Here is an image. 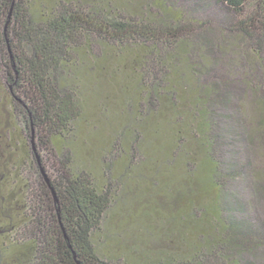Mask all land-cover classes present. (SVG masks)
<instances>
[{
	"label": "trees",
	"instance_id": "trees-1",
	"mask_svg": "<svg viewBox=\"0 0 264 264\" xmlns=\"http://www.w3.org/2000/svg\"><path fill=\"white\" fill-rule=\"evenodd\" d=\"M111 56L135 71L121 105L141 118L173 108L175 124L198 137L214 191L202 190L211 213L186 197L166 203L167 216L179 203L194 216L170 226L171 248L142 262L130 256L136 247L101 245L120 201L112 166L100 186L67 146ZM1 81L13 119L38 140L35 149H0V264H264V171L249 113L260 115L264 140V0H0ZM183 86L188 107L176 100ZM193 161L185 158L183 180Z\"/></svg>",
	"mask_w": 264,
	"mask_h": 264
},
{
	"label": "rangeland",
	"instance_id": "rangeland-1",
	"mask_svg": "<svg viewBox=\"0 0 264 264\" xmlns=\"http://www.w3.org/2000/svg\"><path fill=\"white\" fill-rule=\"evenodd\" d=\"M180 2L185 5L184 2ZM107 59V64L99 76V79L104 80L105 78L106 81L100 82L96 98H90L89 102L92 103L89 107H85L83 117L76 125L77 136L69 140L67 146L73 149L77 161L93 174L100 186L106 183L109 173L105 164L112 166L109 179L114 187L119 189L120 201L115 203L108 212L105 227L111 231L112 236L106 241L107 245L105 243L101 245L105 248L108 245L112 247L115 244L119 245L118 242L121 241L120 243L125 244L126 252L136 247L141 254L134 253L133 255L132 253L130 256L134 257L135 261L142 262L141 255H146L147 252L157 254L158 247H162L165 242L171 248L170 238L172 236L165 234L172 228L170 226L174 228L184 226L186 215L194 216L192 215L193 207L183 206L182 203L177 205L176 212L167 216L166 214H170V209L166 207V203L186 197V199L197 202L199 206L197 210L201 214L211 213L207 206L212 196L202 197L204 192L202 190L211 191L213 194L214 191L211 189L210 174L202 170L206 156L200 149L196 134L188 132L181 126L178 127L175 124L174 109L167 108L163 103L160 104L157 113L147 118L137 117L135 112L122 106V99L132 94L133 85H135V71L132 67L130 68V64L125 63L126 60H123L120 65L113 56ZM4 85L1 81L0 147L2 148L0 149H16L14 144L11 147V141L18 142V149H31L32 143L29 136L31 130L25 128L21 121L13 119L10 97L7 95L8 87ZM190 92L191 89L188 86L179 88L176 100L182 107L184 105L188 107L191 99ZM249 113L255 124L250 133L257 140V170L264 171V166L260 165L264 154V140L259 134L262 126L261 123L257 125L255 122V120H260V115L253 108H249ZM7 125L10 126L11 139L9 141L5 139ZM179 128L183 135L178 133ZM187 128L189 130V127ZM180 136H184L188 141L185 148L179 147L181 146L178 142ZM37 140L36 137L34 142ZM105 149H109L107 153ZM124 149L126 151L122 153ZM186 149L193 152L194 156L185 154ZM247 149L254 150L256 147L248 145ZM122 154L123 157L118 158ZM185 158L194 160L193 175L188 180H183L180 173ZM153 164H156L158 170L151 166ZM166 185L170 186L172 197L166 194ZM10 215L14 216L13 210ZM205 216L208 217V215ZM197 219L198 217L192 218L194 221ZM139 229H142L143 233L139 232ZM186 237L192 238L193 235L188 232ZM144 238L147 240L145 241ZM118 245L117 247H120ZM109 246L108 249L111 248Z\"/></svg>",
	"mask_w": 264,
	"mask_h": 264
},
{
	"label": "water",
	"instance_id": "water-1",
	"mask_svg": "<svg viewBox=\"0 0 264 264\" xmlns=\"http://www.w3.org/2000/svg\"><path fill=\"white\" fill-rule=\"evenodd\" d=\"M34 134V133H33ZM34 135H33V137H32V146H33V149H35V145H34ZM47 179V178H46ZM47 181H48V179H47Z\"/></svg>",
	"mask_w": 264,
	"mask_h": 264
}]
</instances>
